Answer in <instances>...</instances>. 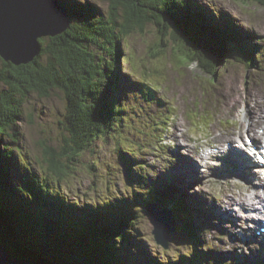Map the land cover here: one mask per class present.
Instances as JSON below:
<instances>
[{"label":"trees","instance_id":"1","mask_svg":"<svg viewBox=\"0 0 264 264\" xmlns=\"http://www.w3.org/2000/svg\"><path fill=\"white\" fill-rule=\"evenodd\" d=\"M60 1L70 19L63 34L42 38L40 54L28 64L17 66L1 58L0 81L6 88L0 87V218L4 223L0 240L12 255L39 264H122L118 253L125 251L138 213L127 214L125 204L105 200L104 205L91 206L78 217V206L58 195L53 199L51 190L34 176L16 177L18 154L14 150L19 154L20 150L12 148L5 137H16L28 94L50 97L59 90L66 101L64 124L69 135L58 150L45 149L50 168L57 173L72 171L96 140L107 137L116 141L119 156L127 163L137 151L128 134L138 129L136 118L143 122L147 111L138 110L136 118L129 114L139 108L138 102L124 115L120 40L156 25L160 31L157 49L171 47L184 65L196 64L200 74L211 76L220 62L229 61L226 42L230 45L231 39L225 41L229 35L198 0H105L107 12L90 1ZM126 60L130 61L129 56ZM136 87L146 88L147 102L156 99L144 80L139 79ZM144 124V128L150 125L151 119ZM131 168L127 181L136 196L145 177L141 179ZM143 196L142 200L132 197V203L140 207L160 200L158 187ZM195 230L188 226L194 244L199 238ZM196 257L185 264H210L211 254Z\"/></svg>","mask_w":264,"mask_h":264},{"label":"rangeland","instance_id":"2","mask_svg":"<svg viewBox=\"0 0 264 264\" xmlns=\"http://www.w3.org/2000/svg\"><path fill=\"white\" fill-rule=\"evenodd\" d=\"M68 1L83 3L90 1L104 12L109 10L108 3L105 0ZM200 1L222 11V17L226 22H231L235 29L234 34L237 36L234 37V41L232 40L234 49L241 51L242 48L239 44L243 43L240 41V35L242 34L245 43L249 46L252 45L255 50L258 48L255 47V43L261 46L260 52L255 54L254 61L248 55H240L241 60L235 57L228 63L226 70H222L225 63L221 62L214 75L208 76V74H200L196 64L184 65L176 57V52L171 47L166 46L157 49L160 31L156 25H149L145 30L136 31L120 40L119 50L121 56L118 67L121 74L119 75V85L122 99L127 103L125 105L128 108L127 113L124 115H127L129 108H132L131 106L135 107L138 102L139 108L129 112V114L137 116L138 110L144 108L146 110L147 106H149L150 112H156L158 109L165 108V106L171 109L169 110L171 119L168 120V125L162 124V126L168 128L163 132L164 136L160 138L159 142L151 140L155 137L152 138L151 135H148L146 129L142 128L140 120L136 122L139 126H142L139 128L140 133L138 135L130 133L135 145H138V141L136 142L138 138L146 143L145 149L148 145L150 146L148 151L138 147V150H142L140 158L143 161V164L140 163L141 167L138 168L142 169V174L143 170L146 169L144 186L141 190L137 189V193H140L141 196H138V194L136 196L140 199H143V195L150 185L161 187L162 183L164 184L166 181L165 176L171 177L168 176L171 175V170L166 167V164L169 167L174 161L173 157L175 161L179 159L183 162L184 164L181 163L182 167H186L187 172H189L188 165H191V161H198V157L194 155V152L200 151L201 153L208 147L211 133L217 132L219 134V130H224V128L238 130L239 117L232 111L230 112L231 108L234 109V104L229 101L226 104L231 103V107L227 106L222 95L233 91L235 93L236 87L234 85L233 90V83L238 82L242 96L249 93L254 94V92H259L260 89L264 88V1ZM203 7L206 8V6ZM207 10L213 13L212 10L208 8ZM42 38H49V36L41 37L39 40L41 41ZM126 56H129L130 64L126 61ZM2 70H4V66L0 55V71ZM137 78L159 88L156 103L153 100L149 101L150 103L147 102L142 90L136 87ZM208 80L214 81L212 83L216 86H210ZM221 83L224 84L222 87ZM0 87L6 88L5 83L0 81ZM123 87L124 90H121ZM129 88L128 94L127 89ZM143 91H146V88ZM133 93L134 95L131 96ZM249 96L250 94L241 97L242 101L245 103L254 101V99H248ZM202 103H205L206 106L203 111H209V113L192 112L191 117L193 120L190 117L191 110H202ZM66 113L65 97L59 90L54 91L50 97H41L37 93L26 96L22 117L15 127L17 138L14 137L11 140L8 136L5 137L7 143L11 147L13 146L12 148L18 147L20 150V154L17 150H14L18 154L17 158H14V163L18 167V169H15L16 177L27 173L30 177L34 176L36 180L51 190L50 196L53 199H56V195H58L61 200L78 206V210L86 211L94 204L102 202V198L106 196L116 199L119 204H125L124 207L128 211L132 196L134 198L136 196L128 189L130 183H128V188L125 184L123 168L125 162L122 164L117 154L115 140L107 141L108 137L107 139L96 140L92 150L86 151L81 156L72 171L57 173L50 168L49 163L46 161L45 149L50 146L58 150L62 147L64 139L68 137L69 133L64 124ZM148 116L150 115L147 113L143 114V120H147ZM179 120L183 122V126H178ZM136 123H134V126L138 128ZM168 148L175 150L177 155L172 157L170 156L171 153L166 154ZM177 148L180 152L184 151V154L178 153ZM168 151L170 152V150ZM184 155H191L192 160L187 159ZM164 158L171 161H165ZM62 161L66 162L67 159L63 158ZM195 166L194 163L193 168ZM200 166L201 164L198 165L197 169ZM217 174L220 177H214ZM173 176L176 179L172 180L170 178V181H172L170 188L177 189L179 193L184 194L186 196L185 200L193 198V202H195V206L185 205L191 211L189 214L186 213L188 219L191 215H194L198 230H201L198 243L193 246L186 232L181 231L175 236L171 235L170 247L165 249L156 242L152 233L154 229L152 220L144 214L141 223L135 224V231L129 233L130 243H125V251L118 253L122 264H185L187 260H190V256L195 258L197 251H200L203 257L206 252L211 254L212 257H208L210 264H264V257L258 251L262 248V245H254V240L250 243V246L243 242L240 231H249V229L245 230V221L241 222L242 220H239L234 223L240 218L237 213L236 216L239 218L232 214V218L226 215L228 217L224 219L223 214L225 215V213L219 211L218 205L220 204L222 208L229 205L225 201L229 197L231 198V195L235 196L232 197V201H234L237 200L236 197L240 198V195L243 197L244 194H249L244 190L249 186L251 194H254L256 187L260 186V182L252 184L245 177V171L241 170L239 172L226 168L211 169L195 181L192 180L194 175L189 173H176ZM185 180L188 181V184ZM15 181H21V178H15ZM232 191H234V194ZM259 193L264 195L263 191ZM201 195L209 201L213 200L211 203L216 207V213H213L214 220L210 218L211 213L207 211L208 208L204 205L206 199H203L202 204L197 199ZM234 203L225 210L232 211L231 208ZM151 205L157 206L156 204ZM185 205H183L184 208ZM195 207L202 208L203 212L195 211ZM31 208L35 210L37 207L31 205ZM187 208H185V211H187ZM131 209L135 210L132 206ZM132 210H129V212ZM77 216L80 217L82 214L78 213ZM0 221L3 226L4 223L1 218ZM229 221L233 224L232 226L229 225ZM180 223L181 220H179L178 226L182 225Z\"/></svg>","mask_w":264,"mask_h":264},{"label":"water","instance_id":"3","mask_svg":"<svg viewBox=\"0 0 264 264\" xmlns=\"http://www.w3.org/2000/svg\"><path fill=\"white\" fill-rule=\"evenodd\" d=\"M67 8L60 0H0V55L15 65L28 64L41 52V37H56L69 27ZM147 214L157 243L169 248L175 231L169 209L152 205ZM0 221V232L2 230ZM0 264H39L12 255L0 240Z\"/></svg>","mask_w":264,"mask_h":264},{"label":"bare ground","instance_id":"4","mask_svg":"<svg viewBox=\"0 0 264 264\" xmlns=\"http://www.w3.org/2000/svg\"><path fill=\"white\" fill-rule=\"evenodd\" d=\"M200 5L201 6H206V8L212 10L213 13L216 12V13L221 14V15L223 14L222 11H220L219 9H216V8H214V7H212V6L208 5V4H205L202 1L200 2ZM220 17L217 18V19L215 18L216 19L215 21L218 22L220 20ZM226 26H227V28H231V23L227 21ZM223 31H224V28H223ZM240 36L242 38H244V36L242 34ZM234 37H237V36H233V37L231 36L230 37L231 40L229 41L230 45H232V46H234V44L232 43V40L234 41ZM254 45H256L255 47H259V45L257 43H255ZM234 85L236 87L235 93L233 91L231 93H224L222 95H223V97L225 99L224 100L225 104H226V102H229V101L234 104V109L231 108L230 112L232 111L236 116L239 117L238 130H234V128L233 129L224 128V130H219L220 131L219 134L217 132L216 133H211L212 135L210 134L209 136L211 137L212 140L210 139L208 147H206L205 150H203L201 153H200V151L199 152H194V155L199 157V158L203 157V159L206 160V162H207L206 166H210L209 165L210 160L216 159V156L219 154V152L211 150L209 147H211V145L216 146V144L217 145H224L225 147L228 148L227 149L228 151L225 152L223 149H220V153H222V154H220V157L217 159L219 164L221 166H224L225 168H229V169L234 168L235 167L234 166L235 163L241 165L242 167L247 166L248 167V175H249V179H251V182H253V181L260 182V183H262L264 185V179H262L260 174L256 173V172L263 173L262 172L263 170H259L260 168H258V169H253V172H252L251 169H252V167L255 166V164H256L255 161L252 160V159H247L245 154L240 149L234 147V143L236 145V142H238L236 140V136H237V138H241V139L242 138L245 139L246 137L252 138V140L254 141L255 145H260L261 143L264 144V88L262 90L260 89L259 92H254V94L253 93H249L250 96H249L248 99H250V100L254 99V101L245 103V102L242 101L241 97H246L249 94H247L246 96H242L241 95V90L239 89L238 82L233 83V85H232L233 90H234ZM121 90H124V87L121 88ZM129 90H130V88L127 89V93L128 94H129ZM133 95H134V93L131 96H133ZM120 100H121L122 104H125V101L122 98ZM230 104L231 103H228L226 105L230 106ZM135 118H136V116H135ZM136 119H137V121H139L138 118H136ZM178 126L179 127L183 126V122L179 120L178 121ZM242 141L245 142V140H242ZM245 145H248V144L245 143ZM258 147L259 146H257V149H258ZM168 150H170V152ZM227 152L230 153V158L228 159L229 160L228 163L231 164L230 166L227 165L226 161L222 158V156L226 155ZM170 153H171L170 156H172V157H173V155H177L175 150H171V148H168L166 154L169 155ZM178 153L184 154V151L180 152V150L178 149ZM184 157H186L189 160H192L191 159V155H184ZM173 159H174V162H177V163L181 162L179 159L177 161H175L174 157H173ZM194 163H195L194 161H191V165H188L189 170L194 175H203V174H205V172H204V170L202 168H198L197 169V167H198L197 165L193 168ZM219 164H216L215 166L218 167V166H220ZM203 165L204 164L202 163L201 166H203ZM254 170H255V173H254ZM249 171H251V173ZM176 173H177V170L174 171L172 173V175H174ZM214 177H220V176L217 174ZM249 189H250V187H247L246 189H244L249 194L246 193V194L243 195V197L240 195V198L236 197L237 200H234V201H232V197H235V196H232L230 194L231 198L229 197L228 200L225 201L229 205H232L235 202L234 206L231 208V210L235 214L239 213V215H241V218L238 217L239 219L237 221H234V223H237L240 219L242 220V222H244V218H243L242 214L244 213L245 208H247L246 210H249L250 205L260 204L261 205V207H259L260 210H257L255 213L258 214V215L260 213H263V210H264V195H262V194H260L258 192H256V194H251V191ZM232 193L234 194V191H232ZM138 195H139V193H138ZM197 199L201 203L203 201V199H206V198L203 195H201V196H198ZM252 200L254 201L253 203H252ZM211 201H213V200L209 201V199H206L204 201V205L208 209H210L213 213H216V211L213 210L212 207H211ZM132 202H133V200H132ZM186 205H188V204H186ZM218 205H219V211L220 212L222 211L223 213L230 214V211L225 210L227 208H230L229 205H226V207H224V208L220 207V204H218ZM187 211L188 212L190 211L189 207L187 208ZM223 216H225V215L223 214ZM246 216H248L247 219L252 218L250 216V213H248ZM253 219H255V218H253Z\"/></svg>","mask_w":264,"mask_h":264}]
</instances>
